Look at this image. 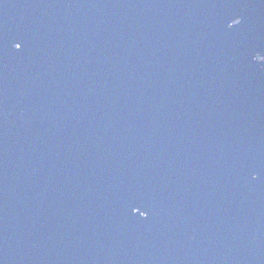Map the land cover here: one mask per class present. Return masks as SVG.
<instances>
[{
  "label": "water",
  "instance_id": "water-1",
  "mask_svg": "<svg viewBox=\"0 0 264 264\" xmlns=\"http://www.w3.org/2000/svg\"><path fill=\"white\" fill-rule=\"evenodd\" d=\"M257 53L264 0H0V264H264Z\"/></svg>",
  "mask_w": 264,
  "mask_h": 264
},
{
  "label": "snow or ice",
  "instance_id": "snow-or-ice-1",
  "mask_svg": "<svg viewBox=\"0 0 264 264\" xmlns=\"http://www.w3.org/2000/svg\"><path fill=\"white\" fill-rule=\"evenodd\" d=\"M242 22H243L242 18H236V19H234V20L232 21L230 27H238L239 25H241ZM14 47H15V49H16L17 51H19V50L21 49L22 45H21L20 43H16V44L14 45ZM260 56H261V55H260L259 53H257V54L255 55V61H256L257 63H264V61H262V60L259 59ZM255 178H256V177H253V179H255ZM137 212H139V209H137ZM139 215L141 216V218H143V219H147V216H146L145 213H143V212H139Z\"/></svg>",
  "mask_w": 264,
  "mask_h": 264
}]
</instances>
